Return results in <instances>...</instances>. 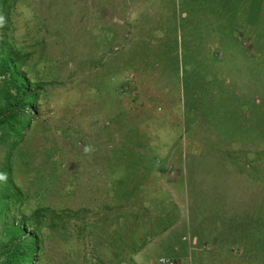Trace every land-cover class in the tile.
Masks as SVG:
<instances>
[{"label":"rangeland","instance_id":"obj_1","mask_svg":"<svg viewBox=\"0 0 264 264\" xmlns=\"http://www.w3.org/2000/svg\"><path fill=\"white\" fill-rule=\"evenodd\" d=\"M9 20L38 90L12 155L21 208L46 207L33 264H264V0H17ZM131 208L168 225L120 258Z\"/></svg>","mask_w":264,"mask_h":264},{"label":"trees","instance_id":"obj_2","mask_svg":"<svg viewBox=\"0 0 264 264\" xmlns=\"http://www.w3.org/2000/svg\"><path fill=\"white\" fill-rule=\"evenodd\" d=\"M16 2L17 0H0V103L8 95L3 105L7 111H10L6 115H0V150L4 151L0 156V257H3L0 259V264H33L36 261L40 263L41 259L36 253L42 247L40 229L45 224L46 207L38 206L30 212L22 209L23 195L12 177V155L17 144L22 140L23 129L30 126L33 120L34 112L31 106L38 94V90L30 86L22 75L20 65L23 64V55L13 46L7 33L10 9ZM229 11L231 14L234 12L232 7ZM202 67L204 68L205 64ZM7 84H11V89L6 88ZM0 108H3L1 104ZM10 137L13 139L11 142H9ZM146 194L150 195L149 192ZM161 209L165 211L166 207L161 206ZM136 212H138L136 208L129 210L128 214L132 216L126 217L127 228L124 227L122 232L119 231L122 227L121 222H118L114 239L110 241L114 255L117 257L128 253L129 245L132 249H141L147 239H151L155 233L162 231L168 225V219L160 220L156 217L146 220L145 223L138 222L139 214ZM52 220L54 221L55 218L52 217ZM134 221L137 225L133 226ZM137 226L139 228L146 226L144 230L148 231L147 237L137 235Z\"/></svg>","mask_w":264,"mask_h":264}]
</instances>
